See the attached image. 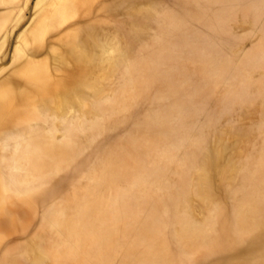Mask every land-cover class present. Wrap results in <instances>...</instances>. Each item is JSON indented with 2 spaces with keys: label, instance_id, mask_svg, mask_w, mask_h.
<instances>
[{
  "label": "rangeland",
  "instance_id": "obj_1",
  "mask_svg": "<svg viewBox=\"0 0 264 264\" xmlns=\"http://www.w3.org/2000/svg\"><path fill=\"white\" fill-rule=\"evenodd\" d=\"M1 95L0 264H264V0H0Z\"/></svg>",
  "mask_w": 264,
  "mask_h": 264
},
{
  "label": "bare ground",
  "instance_id": "obj_2",
  "mask_svg": "<svg viewBox=\"0 0 264 264\" xmlns=\"http://www.w3.org/2000/svg\"><path fill=\"white\" fill-rule=\"evenodd\" d=\"M88 48H90V46H88ZM74 60L78 65L81 64H85L87 62V56L83 51H77L74 52ZM72 79V78H71ZM68 78V76H66L65 78H61L55 82H48L42 75L40 72H38L36 70V72L32 73L30 75V84H31V90L34 91V93L37 95L38 93H42L39 96H43L46 95L47 97H53V95L58 91V89H61V93L62 96H64L65 98L68 96L69 94V90L72 89L71 84H72V80ZM80 84V81L78 79V81H75V85ZM74 85V86H75ZM38 96V97H39ZM10 104V99L6 96L1 95L0 96V124H7L9 121V124L11 123V114H12V110L9 107ZM66 149V148H64ZM41 150V149H40ZM38 150V151H40ZM38 151H36L38 153ZM45 153H51V149L50 148H46L45 150H42ZM124 209L121 208V211H123ZM79 217H76V221L79 222H84L85 220H90L91 216L93 218V214L88 211H79ZM98 214V213H96ZM99 214H106V213H99ZM98 214V216H99ZM106 218V215H103L100 217L101 220H99L100 222L104 223V220ZM5 222H8L7 218L6 220L3 218H0V224H5ZM92 222V221H91ZM76 233V232H75ZM165 257V255H164ZM164 257H163V264H164ZM139 258H143L146 262H148L144 251H142L141 255L139 257H137L136 259L133 260H138ZM127 259V257H126ZM151 262H153L152 258L150 259ZM149 263V262H148ZM151 264V263H149Z\"/></svg>",
  "mask_w": 264,
  "mask_h": 264
}]
</instances>
